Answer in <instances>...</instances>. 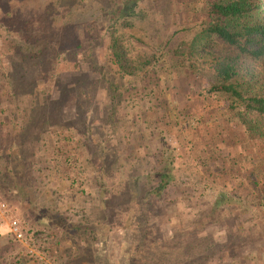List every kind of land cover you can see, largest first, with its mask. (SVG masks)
Wrapping results in <instances>:
<instances>
[{"label": "rangeland", "instance_id": "374dc122", "mask_svg": "<svg viewBox=\"0 0 264 264\" xmlns=\"http://www.w3.org/2000/svg\"><path fill=\"white\" fill-rule=\"evenodd\" d=\"M195 1L142 0L139 20L115 26L144 69L129 77L109 48L119 0H0V202L48 235L58 264H264V210L246 185L249 173L264 184L259 145L229 125L212 139L227 104L190 70L162 58L140 78L201 29ZM211 50L236 53L218 38ZM18 251L0 234V264H33Z\"/></svg>", "mask_w": 264, "mask_h": 264}, {"label": "trees", "instance_id": "16d2710c", "mask_svg": "<svg viewBox=\"0 0 264 264\" xmlns=\"http://www.w3.org/2000/svg\"><path fill=\"white\" fill-rule=\"evenodd\" d=\"M119 1L108 29L111 61L123 75L138 76L144 69L135 67L128 58L115 26L131 27V23L139 20L143 14L137 13V6L142 0ZM190 9L195 13L194 17L201 18V29L182 46L176 48L171 41L165 44V51L145 61L144 66H149L150 70L140 78L144 82L148 76L157 74L164 67L159 60L167 58L169 69L177 75L184 73L183 69L186 68L191 74L205 80L207 94L227 104L222 126L219 127L221 130L218 131L217 127L212 139H215V135L227 133L225 127L229 125L231 130L236 131L237 144L253 142L259 145L261 157L260 160L256 159L264 166V0H203L201 3L196 0L195 6ZM213 38L222 40L227 48L234 49L236 53L217 55L211 50ZM163 106L176 115V107L170 104ZM208 121H211L208 114L205 119H200L201 126L197 127L199 135L209 133L206 126ZM212 145L215 144H205L209 150ZM4 167L7 170L10 168L8 165ZM246 185L250 193L257 197V207L264 210V184L256 179L254 173H249ZM168 187L162 180L153 189H147L146 203L152 205L154 198L160 199ZM60 221L58 217L49 223L50 226L57 222L59 225ZM77 231L81 233L80 227Z\"/></svg>", "mask_w": 264, "mask_h": 264}, {"label": "built area", "instance_id": "2783aa9c", "mask_svg": "<svg viewBox=\"0 0 264 264\" xmlns=\"http://www.w3.org/2000/svg\"><path fill=\"white\" fill-rule=\"evenodd\" d=\"M4 231L19 247L17 256L33 264H58L48 250V235L29 228L5 203L0 202V234Z\"/></svg>", "mask_w": 264, "mask_h": 264}]
</instances>
